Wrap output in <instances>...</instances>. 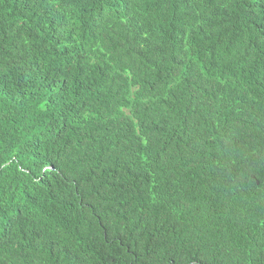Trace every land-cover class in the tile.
<instances>
[{
    "label": "trees",
    "instance_id": "1",
    "mask_svg": "<svg viewBox=\"0 0 264 264\" xmlns=\"http://www.w3.org/2000/svg\"><path fill=\"white\" fill-rule=\"evenodd\" d=\"M0 264H264V0H0Z\"/></svg>",
    "mask_w": 264,
    "mask_h": 264
}]
</instances>
